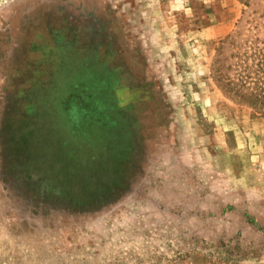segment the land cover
<instances>
[{
  "label": "rangeland",
  "instance_id": "374dc122",
  "mask_svg": "<svg viewBox=\"0 0 264 264\" xmlns=\"http://www.w3.org/2000/svg\"><path fill=\"white\" fill-rule=\"evenodd\" d=\"M255 24L264 0H0V264H264V110L215 74Z\"/></svg>",
  "mask_w": 264,
  "mask_h": 264
},
{
  "label": "trees",
  "instance_id": "16d2710c",
  "mask_svg": "<svg viewBox=\"0 0 264 264\" xmlns=\"http://www.w3.org/2000/svg\"><path fill=\"white\" fill-rule=\"evenodd\" d=\"M258 24L244 42L236 36L226 41L232 51L217 58L215 74L228 94L264 110V28Z\"/></svg>",
  "mask_w": 264,
  "mask_h": 264
}]
</instances>
